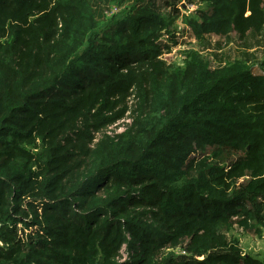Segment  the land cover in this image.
Instances as JSON below:
<instances>
[{"label": "trees", "instance_id": "obj_1", "mask_svg": "<svg viewBox=\"0 0 264 264\" xmlns=\"http://www.w3.org/2000/svg\"><path fill=\"white\" fill-rule=\"evenodd\" d=\"M183 2L0 0V264H261L230 230L264 225V96L222 86L264 68V0L198 15L215 69L147 35Z\"/></svg>", "mask_w": 264, "mask_h": 264}, {"label": "rangeland", "instance_id": "obj_2", "mask_svg": "<svg viewBox=\"0 0 264 264\" xmlns=\"http://www.w3.org/2000/svg\"><path fill=\"white\" fill-rule=\"evenodd\" d=\"M189 1L190 3L188 4L187 2H183L182 6L179 5V15L176 17L174 23L169 22V19H166L168 18V12L166 10L161 8L156 9L160 17L166 19V26L162 32L167 31L169 35L165 34L162 37V34H159L161 32L153 29L149 30L147 35L153 43H160L163 47L168 48L162 50V53H165L162 56L163 61L166 62L168 67H174L175 65L183 67L188 60V57H190L191 54H196L197 56L208 60L210 68L215 69L217 67V63L210 59L211 52L203 51L204 48L202 47V42L198 40L197 36L195 38L196 34L191 30L192 26L195 24H198L197 28H200L202 19H200L198 15H200V13H209L208 11L211 10L210 0ZM130 10L131 5H129V3L125 4V6L120 9L117 7H111L108 12V19H111L116 15L123 16L122 14L125 15ZM170 35H174V42L170 41ZM231 36L234 37V34ZM221 39L222 38L213 36L210 41L213 45L216 41ZM174 43H177V45L174 46ZM220 43L223 47V51L219 55H225L226 52L228 53V48L224 46V41H220ZM263 56H260V58ZM262 60L263 59L261 58V61ZM255 64L256 65L253 67L252 71L247 74L244 80L239 81V79H236V82L233 83L226 82L222 86L224 94L237 92L239 95H245L247 92L252 93L253 91L257 96H264V68H261L258 63ZM251 79L253 81H250ZM135 103L136 100L130 99L129 105L131 108ZM132 112L133 111L131 109L130 114H128L124 120L116 123L104 130L101 134L97 135L94 144L102 140L103 136L113 138L125 133L132 123ZM178 129L183 130L181 127ZM250 205L251 204L249 203L248 206ZM237 222L238 219H234V223ZM230 237L231 242L235 243L242 257H249L259 261L261 264H264V225L258 227L255 226L254 223H248L246 225L234 224L230 230ZM0 247H4V245L0 243ZM176 254L181 257H187L182 252H176ZM128 258L129 257L124 255L125 262L128 261Z\"/></svg>", "mask_w": 264, "mask_h": 264}]
</instances>
